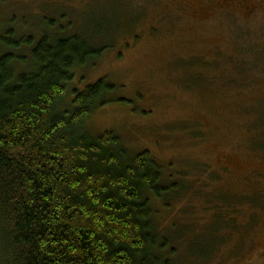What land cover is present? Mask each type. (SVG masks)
<instances>
[{
    "label": "rangeland",
    "instance_id": "1",
    "mask_svg": "<svg viewBox=\"0 0 264 264\" xmlns=\"http://www.w3.org/2000/svg\"><path fill=\"white\" fill-rule=\"evenodd\" d=\"M85 1L0 0V33L37 37L39 22L72 11L80 29L109 40L114 24L125 30L136 17L119 0ZM131 2L144 19L97 63L76 69L65 106L73 89L106 80L114 92L86 121L90 135L113 131L131 154L148 150L165 181L190 184L172 211L157 215L169 243L162 264H264V0ZM251 181L263 193L256 225L244 243L232 238L218 253L197 190L210 187L218 200L227 188L241 198ZM235 247L240 254H230Z\"/></svg>",
    "mask_w": 264,
    "mask_h": 264
},
{
    "label": "trees",
    "instance_id": "2",
    "mask_svg": "<svg viewBox=\"0 0 264 264\" xmlns=\"http://www.w3.org/2000/svg\"><path fill=\"white\" fill-rule=\"evenodd\" d=\"M119 3L121 12L136 17L125 30L121 21L114 24L109 40L80 29L72 11L39 22L37 37H17L11 29L0 33L4 264H162L169 243L157 215L163 208L172 211L190 184L165 181L148 150L131 154L113 131L90 135L86 121L114 92L106 80L81 92L73 89L65 106L76 69L97 63L144 19L131 0ZM99 25L107 27L103 20ZM21 49L28 53H18ZM251 183L245 197L227 188L218 194L216 203L232 212L210 229L218 253L232 238L244 243L256 225L263 193ZM202 196L206 199L205 192ZM238 208L245 222L235 220ZM232 253L240 251L235 247Z\"/></svg>",
    "mask_w": 264,
    "mask_h": 264
},
{
    "label": "flooded vegetation",
    "instance_id": "3",
    "mask_svg": "<svg viewBox=\"0 0 264 264\" xmlns=\"http://www.w3.org/2000/svg\"><path fill=\"white\" fill-rule=\"evenodd\" d=\"M204 190H205V194H206V199L205 198H201V199H203V203H202V208L203 209L202 208L201 209L204 211V213H207L209 215V217L211 218L210 219V227H213L215 225V221H219V222L225 221L226 218L228 217V212L224 211V207H223V205L221 203L220 204H215L214 203V202H217V197H213L211 195L210 189H200V190H197V191L199 192V194H201V193H204L203 192ZM193 207H194V205H193ZM195 208H196V206H195ZM235 220L238 223H240L237 220V218H235ZM221 254H222V252H221Z\"/></svg>",
    "mask_w": 264,
    "mask_h": 264
}]
</instances>
